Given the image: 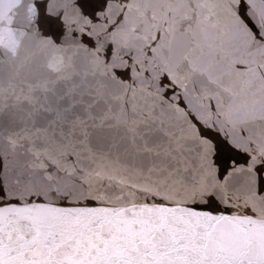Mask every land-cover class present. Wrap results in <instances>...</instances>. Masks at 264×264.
I'll use <instances>...</instances> for the list:
<instances>
[{
    "label": "snow or ice",
    "instance_id": "snow-or-ice-1",
    "mask_svg": "<svg viewBox=\"0 0 264 264\" xmlns=\"http://www.w3.org/2000/svg\"><path fill=\"white\" fill-rule=\"evenodd\" d=\"M0 264H264V0H0Z\"/></svg>",
    "mask_w": 264,
    "mask_h": 264
}]
</instances>
